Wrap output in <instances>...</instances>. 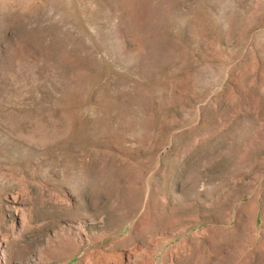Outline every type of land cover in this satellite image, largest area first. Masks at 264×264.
<instances>
[{"label":"rangeland","instance_id":"1","mask_svg":"<svg viewBox=\"0 0 264 264\" xmlns=\"http://www.w3.org/2000/svg\"><path fill=\"white\" fill-rule=\"evenodd\" d=\"M142 254L264 264V0H0V264Z\"/></svg>","mask_w":264,"mask_h":264},{"label":"bare ground","instance_id":"2","mask_svg":"<svg viewBox=\"0 0 264 264\" xmlns=\"http://www.w3.org/2000/svg\"><path fill=\"white\" fill-rule=\"evenodd\" d=\"M164 238V237H163ZM237 239V238H236ZM133 240V239H131ZM150 240V239H149ZM238 241V240H237ZM156 242V241H155ZM160 242V241H159ZM243 242V241H242ZM140 243V242H139ZM136 244V243H135ZM133 244V245H135ZM145 244V243H144ZM148 244V243H147ZM181 244V243H180ZM183 244V243H182ZM138 246V245H137ZM155 246V245H154ZM181 246V245H180ZM185 246V245H184ZM174 249V248H172ZM171 249V250H172ZM71 250V249H70ZM145 251V250H144ZM173 251V250H172ZM147 252V251H146ZM174 253V252H173ZM172 253V254H173ZM178 253V252H177ZM170 254V253H169ZM166 255V254H165ZM107 256V255H106ZM137 256V255H136ZM140 256V255H139ZM105 257V255L103 256ZM169 257V256H167ZM87 258V257H86ZM89 258V257H88ZM107 258V257H106ZM92 264V263H91ZM94 264H99V261L98 260H95L94 261ZM133 264H157L154 259H153V255L152 254H149V255H144L142 254L140 257H138L137 259H135V261L133 262Z\"/></svg>","mask_w":264,"mask_h":264}]
</instances>
